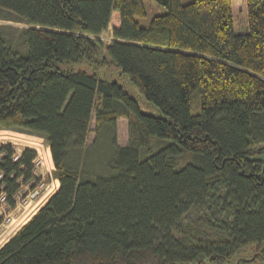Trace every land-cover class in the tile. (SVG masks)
Masks as SVG:
<instances>
[{
    "label": "trees",
    "instance_id": "1",
    "mask_svg": "<svg viewBox=\"0 0 264 264\" xmlns=\"http://www.w3.org/2000/svg\"><path fill=\"white\" fill-rule=\"evenodd\" d=\"M155 1L165 12L145 27L142 0H0V19L28 25L23 49L0 25V129L43 137L59 182L0 246V264L264 256V0ZM113 10L119 25L98 56ZM93 115L96 139L111 131L107 175L83 169ZM35 158L0 143L7 205L19 178L38 183Z\"/></svg>",
    "mask_w": 264,
    "mask_h": 264
},
{
    "label": "rangeland",
    "instance_id": "2",
    "mask_svg": "<svg viewBox=\"0 0 264 264\" xmlns=\"http://www.w3.org/2000/svg\"><path fill=\"white\" fill-rule=\"evenodd\" d=\"M142 1L145 6L146 15L137 18V20L142 26L146 27L152 16L164 13L165 8L155 0ZM189 1L191 0H181L182 3H187ZM0 25L3 27L2 32L8 38L9 43L15 47L23 49L22 42L18 36V30L19 28L28 25L22 21L10 19H0ZM118 25L119 14L116 10H113L107 29L101 34L94 36L99 38L102 42V48L100 52H98V56L104 54L106 46L114 40V37L112 36V28ZM131 90L132 93L138 92L134 85L131 86ZM138 101L143 112L154 113V107L151 104H145L141 95L139 96ZM193 108L195 107L193 106ZM127 123L128 120L126 118H119L116 122V139H118V143L122 145L128 141ZM94 128L93 115L90 123V131L85 139L87 150L83 160V169L89 175H107L109 173L107 162L111 158V131H108L109 134H105L104 131L99 133V136L96 139V131ZM0 143H10L15 146L17 151H20L23 148H29L37 152L34 148H38L39 153L42 156V158H38L39 162H34V174L39 178L38 183H35V186L30 188V184H32L33 181L23 184L20 183L22 179L19 178L18 182L20 184V189L14 196V205L9 206L6 202L0 200V215L2 217L0 222L1 246L57 190L59 182L58 179L55 178V168L49 146L43 137L15 130L0 129ZM158 146L159 144L156 141H152L148 149L141 148V155L145 156L148 152L155 150ZM261 156L264 157V152ZM238 255L244 256L243 254ZM197 264L206 263L203 262Z\"/></svg>",
    "mask_w": 264,
    "mask_h": 264
},
{
    "label": "flooded vegetation",
    "instance_id": "3",
    "mask_svg": "<svg viewBox=\"0 0 264 264\" xmlns=\"http://www.w3.org/2000/svg\"><path fill=\"white\" fill-rule=\"evenodd\" d=\"M254 254H255V256H256V255H257V256L259 255V256H260V259L263 261L262 264H264V256H263L261 253H254ZM252 255H253V254H252ZM252 255H251V256H252ZM251 256H250V257H251ZM247 258H249V257H243V256L238 257L237 260H236V264H244V263H243L244 261H246V262H251L255 257H254L252 260H250V261H249V260H246ZM242 261H243V262H242Z\"/></svg>",
    "mask_w": 264,
    "mask_h": 264
},
{
    "label": "built area",
    "instance_id": "4",
    "mask_svg": "<svg viewBox=\"0 0 264 264\" xmlns=\"http://www.w3.org/2000/svg\"><path fill=\"white\" fill-rule=\"evenodd\" d=\"M34 149H36V151H37L36 152V158H35L34 162H39L38 158H42V156L40 155L38 148H34ZM0 200L5 202V195L3 193L0 194Z\"/></svg>",
    "mask_w": 264,
    "mask_h": 264
},
{
    "label": "water",
    "instance_id": "5",
    "mask_svg": "<svg viewBox=\"0 0 264 264\" xmlns=\"http://www.w3.org/2000/svg\"><path fill=\"white\" fill-rule=\"evenodd\" d=\"M255 257V254H253L251 257L247 258L246 260H252Z\"/></svg>",
    "mask_w": 264,
    "mask_h": 264
},
{
    "label": "clouds",
    "instance_id": "6",
    "mask_svg": "<svg viewBox=\"0 0 264 264\" xmlns=\"http://www.w3.org/2000/svg\"><path fill=\"white\" fill-rule=\"evenodd\" d=\"M42 205H43V204H42ZM42 205H41V206H42Z\"/></svg>",
    "mask_w": 264,
    "mask_h": 264
}]
</instances>
